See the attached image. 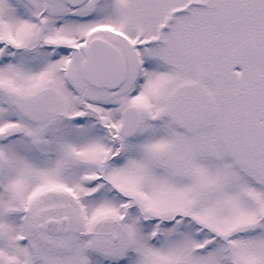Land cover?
<instances>
[{
    "label": "snow or ice",
    "instance_id": "1",
    "mask_svg": "<svg viewBox=\"0 0 264 264\" xmlns=\"http://www.w3.org/2000/svg\"><path fill=\"white\" fill-rule=\"evenodd\" d=\"M0 264H264V0H0Z\"/></svg>",
    "mask_w": 264,
    "mask_h": 264
}]
</instances>
